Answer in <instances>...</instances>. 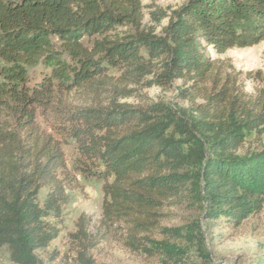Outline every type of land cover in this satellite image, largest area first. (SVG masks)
<instances>
[{
  "label": "trees",
  "instance_id": "16d2710c",
  "mask_svg": "<svg viewBox=\"0 0 264 264\" xmlns=\"http://www.w3.org/2000/svg\"><path fill=\"white\" fill-rule=\"evenodd\" d=\"M143 20L141 0H0V248L13 264H40L37 250L59 234L46 218L59 215L73 182L62 142L37 122L38 106L56 107L57 133L75 140L105 180V211L128 219L135 242L166 207L187 205L233 229L263 210L264 146L245 142L264 125V96L245 98L212 54L264 41V0H188L163 37ZM39 65L50 74L31 87ZM115 69L120 77L110 75ZM152 73L149 84L165 89L192 81L178 94L189 107L115 99L130 96L122 83ZM77 91L94 100L69 110L65 97ZM103 91L107 104L95 99ZM194 231L172 234L192 241ZM162 246L169 257L179 253Z\"/></svg>",
  "mask_w": 264,
  "mask_h": 264
},
{
  "label": "rangeland",
  "instance_id": "374dc122",
  "mask_svg": "<svg viewBox=\"0 0 264 264\" xmlns=\"http://www.w3.org/2000/svg\"><path fill=\"white\" fill-rule=\"evenodd\" d=\"M141 1L144 26L158 37H163V29L173 11L188 2ZM92 40L85 37L84 43L91 46ZM212 59L218 73L222 77L228 75L229 81L236 82L238 91L245 98L264 96V41L252 47L232 48L219 55L212 54ZM161 62L160 58L152 60L154 65ZM49 74L50 69L43 65L32 68L28 85L34 86ZM110 75L120 77L121 71L111 70ZM152 79L153 73L146 75L139 83H122L126 87L123 93L128 92L130 96L118 94L114 96L115 99L138 105L166 103L189 107L190 102L183 101L178 94L179 89L192 86V81L176 80L165 89L157 84H149ZM109 94L103 91L95 99L107 104L112 97ZM65 98V107L69 110L81 108L85 101L92 103L94 100L78 91L67 94ZM196 101L202 103L200 98ZM55 109L50 105L38 106L37 122L43 131L62 142L67 172L73 182L66 184V199L59 215H48L46 218L59 234L46 247L37 250L40 264H264V208L233 229L225 226L224 222L202 218L198 210L187 205L166 207L160 224L138 234L136 243L131 236L133 226L128 219L118 211H105V180L94 173V166L85 162L75 140L67 137L65 132L57 133L58 125L63 122ZM260 145L264 146V125L252 131L245 142V147L252 149ZM49 191L47 187L40 189L38 200L41 205L45 203ZM180 227L195 230L192 241L185 238L189 237L187 235L183 238L173 236L174 229ZM164 243L176 246L179 253L173 257L167 256L162 246ZM0 264H13L7 246L0 248Z\"/></svg>",
  "mask_w": 264,
  "mask_h": 264
}]
</instances>
